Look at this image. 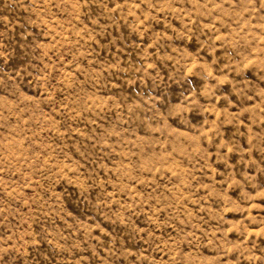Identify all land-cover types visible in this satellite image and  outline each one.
<instances>
[{
	"label": "rangeland",
	"instance_id": "374dc122",
	"mask_svg": "<svg viewBox=\"0 0 264 264\" xmlns=\"http://www.w3.org/2000/svg\"><path fill=\"white\" fill-rule=\"evenodd\" d=\"M0 264H264V0H0Z\"/></svg>",
	"mask_w": 264,
	"mask_h": 264
}]
</instances>
